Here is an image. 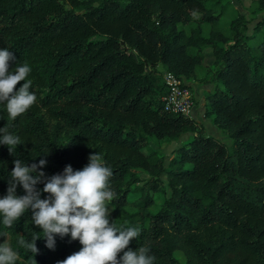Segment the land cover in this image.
Returning <instances> with one entry per match:
<instances>
[{"label":"trees","instance_id":"obj_1","mask_svg":"<svg viewBox=\"0 0 264 264\" xmlns=\"http://www.w3.org/2000/svg\"><path fill=\"white\" fill-rule=\"evenodd\" d=\"M229 3L0 0V49L16 57L10 70L29 65L37 98L15 120L0 104V128L21 140L12 154L0 144V198L16 159L28 166L46 159L38 171L50 177L67 165L82 170L97 152L113 173L110 223L140 229L130 249L148 248L153 264H264V17L248 32L243 13L224 19ZM251 6L262 10L264 0ZM205 48L216 67L204 115L229 142L163 108V70L195 79L197 65L212 69ZM185 132L167 164L148 147L150 136L175 140ZM36 187L48 197L43 183ZM158 191L164 196L152 211ZM16 194L25 195L22 186ZM36 235L43 232L30 211L11 227L0 215V245L17 252L15 264H58L82 248L70 234L56 235L51 249L38 239L34 255L18 242Z\"/></svg>","mask_w":264,"mask_h":264},{"label":"clouds","instance_id":"obj_2","mask_svg":"<svg viewBox=\"0 0 264 264\" xmlns=\"http://www.w3.org/2000/svg\"><path fill=\"white\" fill-rule=\"evenodd\" d=\"M15 59L13 52L0 49V104L5 105L12 120L26 113L37 99L30 92L29 65L25 63L15 67L14 71L10 70L9 62ZM21 81L24 83L17 90ZM0 132L4 133L0 136V144L8 146L12 154L21 144L20 138L10 134L6 127L0 128ZM88 159L82 170L74 171L71 165H67L62 173L50 177L38 171L46 165V159L31 166L20 159L14 160L7 195L0 198L3 224L11 227L30 211L34 225L42 230L43 236L36 235L31 242L20 240L18 243L34 255L39 251L36 247L38 239H45L46 247L51 249L56 235L63 238L70 234L82 248L58 264H153L155 258L149 255L148 248L141 246L133 251L128 247L139 237V228L118 229L113 222L110 223L107 203L115 196L109 185L113 173L102 163L101 154L96 152ZM40 183L44 184L42 191L49 194L45 199H41V191L36 187ZM18 185L22 186L25 195L17 196ZM17 258V252L10 246L0 245V264H15Z\"/></svg>","mask_w":264,"mask_h":264},{"label":"rangeland","instance_id":"obj_3","mask_svg":"<svg viewBox=\"0 0 264 264\" xmlns=\"http://www.w3.org/2000/svg\"><path fill=\"white\" fill-rule=\"evenodd\" d=\"M229 5H228V11L227 14L224 16V19H230L233 18L238 12L243 13L249 20L248 23V32L251 31L252 26L256 24V22L264 17V9L262 10H253L251 4L252 0H229ZM204 55L205 59L204 62L207 64H211L212 69L208 70L204 65H197L196 66V73L197 76L195 80H190V79H185V84L186 86L190 89L191 95L193 96L194 100V113L191 115L193 118L196 116L203 117L204 112L201 113V110L198 109V106L200 105V102H202V95L204 94L205 89H211L214 85V78H213V72L212 70L216 67L215 65L212 64L213 61V55L211 48H205L204 49ZM158 68L162 72V67L158 66ZM196 86V87H195ZM204 105V103H203ZM203 110V106H202ZM195 119V118H194ZM199 122V121H198ZM205 126H206V132L209 134H212L216 136L219 139H222L226 142L230 141V138L226 134H221L218 131L217 126L212 123L210 119L205 120ZM189 133L185 132L181 134L177 139L175 140H168L166 138L162 139H156L152 136L148 138V147H153L159 150L164 155V160L165 164L168 163L169 159L173 156L175 149L182 145L185 144L186 141L188 140ZM146 149V148H145ZM146 151V150H145ZM139 174L143 177L146 178L148 176L147 172L144 170L137 168L136 169ZM165 193H168L167 188L165 189ZM137 196V193L131 192L129 194V198L133 199ZM154 204L151 206L152 211H156L160 203L162 202L163 199V193L161 192H154ZM107 206L109 209L112 208V206L107 203ZM176 257H178L180 260H184V256L180 250L175 251Z\"/></svg>","mask_w":264,"mask_h":264},{"label":"built area","instance_id":"obj_4","mask_svg":"<svg viewBox=\"0 0 264 264\" xmlns=\"http://www.w3.org/2000/svg\"><path fill=\"white\" fill-rule=\"evenodd\" d=\"M162 79L167 89L162 96L163 108L191 116L194 113V100L185 84L186 78L177 76L171 70H163Z\"/></svg>","mask_w":264,"mask_h":264},{"label":"crops","instance_id":"obj_5","mask_svg":"<svg viewBox=\"0 0 264 264\" xmlns=\"http://www.w3.org/2000/svg\"><path fill=\"white\" fill-rule=\"evenodd\" d=\"M190 80H192V79H190ZM193 80H195V79H193ZM196 87V86H195ZM206 90H209V89H205L204 90V92L206 91ZM203 103H204V94L202 95V102H200V105L198 106V109L199 110H201V113H203L204 112V105H203ZM202 106H203V110H202ZM197 121H199V122H202L203 124H204V126H205V120H207V119H210L211 120V116H205V115H203V117H199V116H196V117H194ZM205 130H206V126H205Z\"/></svg>","mask_w":264,"mask_h":264}]
</instances>
